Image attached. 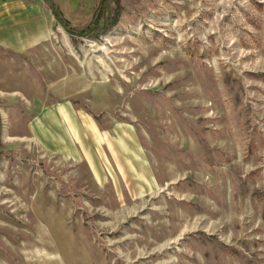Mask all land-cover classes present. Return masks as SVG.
Returning <instances> with one entry per match:
<instances>
[{
	"label": "rangeland",
	"instance_id": "obj_1",
	"mask_svg": "<svg viewBox=\"0 0 264 264\" xmlns=\"http://www.w3.org/2000/svg\"><path fill=\"white\" fill-rule=\"evenodd\" d=\"M56 1L78 28L98 3ZM119 12L97 36L70 37L48 8L20 21L19 77L0 53L24 92L0 98V264H264V0ZM61 101L96 140L82 121L63 126L65 152L37 140Z\"/></svg>",
	"mask_w": 264,
	"mask_h": 264
},
{
	"label": "crops",
	"instance_id": "obj_2",
	"mask_svg": "<svg viewBox=\"0 0 264 264\" xmlns=\"http://www.w3.org/2000/svg\"><path fill=\"white\" fill-rule=\"evenodd\" d=\"M59 7L61 9L60 5ZM47 8L48 6L43 0H0V53L6 54L9 58L8 60L12 61V64L14 63L15 72L18 77L19 53L22 54L25 47L27 49L31 47V44L25 45L23 43L22 36L25 34V30L22 28L19 29V22L23 20L38 21L41 14H45ZM48 10L50 11L49 8ZM2 75L0 74V98L19 99L20 95L24 96V92L19 90V83L16 86L7 85L2 82ZM47 91L55 93V88L53 87L51 90L49 86ZM59 97L66 98L67 96L61 94ZM3 114L6 116V113L1 111V120L4 122ZM80 121H82V124L84 122L87 124L89 137L96 140L98 135L94 125L91 124L87 117H80L74 111L72 104L67 101L49 104L43 110L39 111L38 116L31 123V131L34 136H37L38 141H41L43 144L46 142L49 148L53 150L59 149L65 152L66 145L64 141L70 137L66 130L62 131L63 126L66 127L67 124L68 126H76L80 124ZM44 136L47 137L46 141L43 138Z\"/></svg>",
	"mask_w": 264,
	"mask_h": 264
},
{
	"label": "trees",
	"instance_id": "obj_3",
	"mask_svg": "<svg viewBox=\"0 0 264 264\" xmlns=\"http://www.w3.org/2000/svg\"><path fill=\"white\" fill-rule=\"evenodd\" d=\"M50 9L53 18L59 26L70 37L97 36L110 29L119 18V0H98L96 7L91 13L88 24L82 28L73 26L63 15L58 3L55 0H43ZM2 129V120L0 116V135ZM1 145V140H0ZM1 155V151H0Z\"/></svg>",
	"mask_w": 264,
	"mask_h": 264
}]
</instances>
